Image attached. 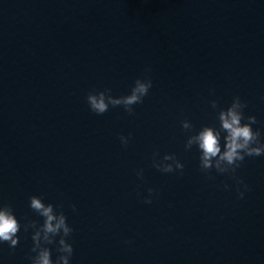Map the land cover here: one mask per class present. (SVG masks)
<instances>
[{
  "label": "water",
  "instance_id": "water-1",
  "mask_svg": "<svg viewBox=\"0 0 264 264\" xmlns=\"http://www.w3.org/2000/svg\"><path fill=\"white\" fill-rule=\"evenodd\" d=\"M146 77L132 115L90 111L89 92ZM236 96L264 132V0H0V203L21 225L42 223L29 197L62 204L71 264H264V156L237 169L239 199L184 148L181 121L213 125L211 100ZM154 153L182 173L156 170ZM19 235L0 264H30L31 230Z\"/></svg>",
  "mask_w": 264,
  "mask_h": 264
},
{
  "label": "clouds",
  "instance_id": "clouds-1",
  "mask_svg": "<svg viewBox=\"0 0 264 264\" xmlns=\"http://www.w3.org/2000/svg\"><path fill=\"white\" fill-rule=\"evenodd\" d=\"M146 71H151L146 68ZM153 87L150 78H137L126 95L114 97L111 89L89 92L86 102L91 112L103 115L110 107L122 106L129 115L134 113V106L142 104ZM214 94V90H210ZM210 106L216 111L217 123L205 125L194 130L188 119L181 121V128L188 134L184 144L185 150L195 147L198 152L199 168L205 174L212 170L219 175H228L236 183L237 195L243 199L248 185L237 175V169L241 167L246 157L264 156V132L260 127L254 128L259 122L254 115H245L244 109L247 105L241 101L239 96L233 97L232 102L226 108H218L215 99L211 100ZM131 139L128 136L119 137L122 146L127 147ZM152 166L161 173L181 172L184 164L174 154H165L158 158L153 154ZM139 179L143 178V169L136 172ZM213 177L209 176V179ZM224 184V190L229 189ZM148 196L144 198L145 204H151L154 189L149 188ZM29 208L42 223L34 220L26 221L21 225L13 208L8 204L0 203V245L7 244L9 249H15L20 242L21 229L24 234L31 230V253L28 257L30 264H71L73 256V245L69 242L73 228L68 223L62 204L46 203L42 196L33 195L29 197ZM72 211L76 206L71 205ZM56 253L53 259V247Z\"/></svg>",
  "mask_w": 264,
  "mask_h": 264
}]
</instances>
